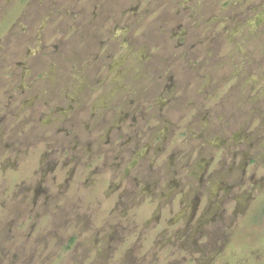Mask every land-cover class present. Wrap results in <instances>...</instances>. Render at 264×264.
I'll return each mask as SVG.
<instances>
[{"label": "rangeland", "instance_id": "1", "mask_svg": "<svg viewBox=\"0 0 264 264\" xmlns=\"http://www.w3.org/2000/svg\"><path fill=\"white\" fill-rule=\"evenodd\" d=\"M120 5L0 23V264H264V0Z\"/></svg>", "mask_w": 264, "mask_h": 264}, {"label": "flooded vegetation", "instance_id": "2", "mask_svg": "<svg viewBox=\"0 0 264 264\" xmlns=\"http://www.w3.org/2000/svg\"><path fill=\"white\" fill-rule=\"evenodd\" d=\"M108 1L110 0H23L22 2L20 1L14 2L13 0H6V2H4L5 5H3V8L5 9L3 11L4 15H2L1 18L3 19V17H5V15L8 13V11L11 10L13 7H15L16 4H20L22 6L21 13L24 12L25 14L24 17H27L30 21V23H27V32H30V30L34 28L33 24H34V21L37 20L39 13L44 12L45 15L43 18H41L40 23H39L40 27H38V30H39L38 34H40V30L41 31L43 30L44 28L43 26L46 25L47 23L46 21H49L50 19L51 22L57 25L55 31L54 32L52 31L51 34H54V35L60 34L61 36H63L65 41H68V42L71 41L72 45L79 47V45L87 37L88 38L86 39V41L89 39V37H93L94 33L102 31L104 27L107 25L106 22L111 19L112 15L115 18L118 17L119 10H121L119 13V17L121 18L126 13L125 11L126 8L121 9L120 7L121 6L120 0H117V2H115V3H118L119 6L117 4L107 6ZM17 20H19V16L15 18L13 24L8 25L5 28V30H3L0 34L7 31V34L5 35L7 36L11 35L12 34L11 29L14 27V25H16ZM97 21H100L101 24L97 25ZM0 26H2V24H0ZM25 29L26 28H23L22 30H20L21 33H23L22 31H24ZM183 38H184L183 36L182 37L180 36V39H183ZM4 51L6 50H3L1 52H4ZM31 51L32 50H30L29 53H31ZM56 52L57 51L53 50L51 53H53L52 55H54ZM81 74L82 76H84L85 81H89V76L84 75L83 70ZM81 74L79 75V77L81 76ZM44 75H46V73H44ZM70 128H73V126H71ZM70 137L71 139H73L71 141L73 142V147L75 148L79 146L78 144L80 143V140L79 138L74 136L73 131L70 134ZM48 148L49 147H46V149ZM62 149L64 150V147L61 145L60 152L63 153ZM90 175H92V173L88 175L86 180L89 179ZM64 184L66 185L65 188L73 190V194L75 195V197L79 196L77 192L78 189L74 188L75 189L74 190L72 187H70L71 184H67V182ZM175 186L178 187L177 183ZM83 187H85V185H83ZM60 188L61 187H59V190ZM54 213L57 214L56 212ZM37 216L38 215H36V218ZM59 216L62 217V213ZM47 222H45L42 225L46 226ZM25 239H27V237H25ZM75 240H76L75 236L72 235L71 237H69L65 248H69L71 245H73L75 243ZM23 243L25 245L26 241H23ZM13 244L14 242H12V253H14L13 255H16L17 253H21L20 248L18 249L13 248ZM14 246H16V244H14ZM21 249L23 251L24 247L21 246ZM6 255H9V253L3 252L2 258H4ZM138 255L139 254L136 255L138 257L137 258L138 260L145 261V262H142V264H148L149 262L148 259L150 257L147 253L142 254L140 256Z\"/></svg>", "mask_w": 264, "mask_h": 264}, {"label": "trees", "instance_id": "3", "mask_svg": "<svg viewBox=\"0 0 264 264\" xmlns=\"http://www.w3.org/2000/svg\"><path fill=\"white\" fill-rule=\"evenodd\" d=\"M262 215L264 216V206H263V210H262Z\"/></svg>", "mask_w": 264, "mask_h": 264}]
</instances>
